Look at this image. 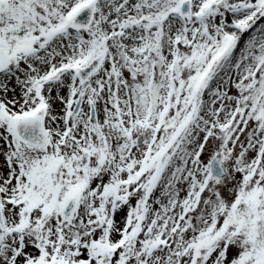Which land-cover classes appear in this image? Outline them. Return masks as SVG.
Wrapping results in <instances>:
<instances>
[{"label":"snow or ice","instance_id":"snow-or-ice-1","mask_svg":"<svg viewBox=\"0 0 264 264\" xmlns=\"http://www.w3.org/2000/svg\"><path fill=\"white\" fill-rule=\"evenodd\" d=\"M0 264H264V0H0Z\"/></svg>","mask_w":264,"mask_h":264}]
</instances>
